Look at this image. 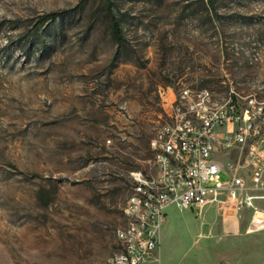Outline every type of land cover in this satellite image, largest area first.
Masks as SVG:
<instances>
[{
	"label": "rangeland",
	"instance_id": "rangeland-1",
	"mask_svg": "<svg viewBox=\"0 0 264 264\" xmlns=\"http://www.w3.org/2000/svg\"><path fill=\"white\" fill-rule=\"evenodd\" d=\"M108 1L0 0V264L114 256L132 173L150 172L173 94L264 105V0H110L122 45ZM61 9L71 18L26 56L38 18ZM255 206L232 222L217 204L170 207L151 264H264Z\"/></svg>",
	"mask_w": 264,
	"mask_h": 264
},
{
	"label": "built area",
	"instance_id": "built-area-1",
	"mask_svg": "<svg viewBox=\"0 0 264 264\" xmlns=\"http://www.w3.org/2000/svg\"><path fill=\"white\" fill-rule=\"evenodd\" d=\"M231 90L219 99L210 89L173 94L169 121L151 141L150 172L132 173L133 186L117 230L119 251L105 264H151L172 206L196 215L210 204L227 220L264 201V105L253 95L241 105ZM261 121V122H260ZM237 154L238 167L224 163ZM240 162H242L240 164ZM221 175L226 178L224 181ZM264 218L263 211H256Z\"/></svg>",
	"mask_w": 264,
	"mask_h": 264
},
{
	"label": "trees",
	"instance_id": "trees-1",
	"mask_svg": "<svg viewBox=\"0 0 264 264\" xmlns=\"http://www.w3.org/2000/svg\"><path fill=\"white\" fill-rule=\"evenodd\" d=\"M211 4L214 5L212 1ZM113 6V3L109 0L106 6V11L110 19L111 34L114 42L118 45H122L124 42L123 28L119 17H117L114 13ZM71 12L72 10L69 9H61L51 11L40 16L37 23L29 31L32 35L31 39L34 44L28 48L22 46L24 54L29 57L32 53H34V51L36 52L39 50L43 53L46 50L45 41L47 38H51L54 25L60 22L63 23L71 18ZM33 47H35V49H32Z\"/></svg>",
	"mask_w": 264,
	"mask_h": 264
},
{
	"label": "bare ground",
	"instance_id": "bare-ground-1",
	"mask_svg": "<svg viewBox=\"0 0 264 264\" xmlns=\"http://www.w3.org/2000/svg\"><path fill=\"white\" fill-rule=\"evenodd\" d=\"M252 223H256L259 227H264V218L262 215L257 214Z\"/></svg>",
	"mask_w": 264,
	"mask_h": 264
},
{
	"label": "crops",
	"instance_id": "crops-1",
	"mask_svg": "<svg viewBox=\"0 0 264 264\" xmlns=\"http://www.w3.org/2000/svg\"><path fill=\"white\" fill-rule=\"evenodd\" d=\"M222 215H223V214H222ZM223 217H224V219H226V220H227V218H226L225 216H223ZM234 220H236V219H233V220H229V221H231V222H232V221H234Z\"/></svg>",
	"mask_w": 264,
	"mask_h": 264
}]
</instances>
